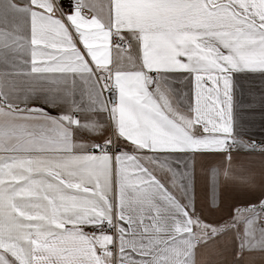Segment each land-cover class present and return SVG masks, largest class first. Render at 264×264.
<instances>
[{
	"label": "snow or ice",
	"instance_id": "1",
	"mask_svg": "<svg viewBox=\"0 0 264 264\" xmlns=\"http://www.w3.org/2000/svg\"><path fill=\"white\" fill-rule=\"evenodd\" d=\"M257 105L264 0H0V264H264Z\"/></svg>",
	"mask_w": 264,
	"mask_h": 264
},
{
	"label": "crops",
	"instance_id": "2",
	"mask_svg": "<svg viewBox=\"0 0 264 264\" xmlns=\"http://www.w3.org/2000/svg\"><path fill=\"white\" fill-rule=\"evenodd\" d=\"M262 110L258 105L254 108L255 114L248 119L250 120V134L257 141L264 140V117ZM210 161H200L195 171L194 190L196 207L201 212L202 217L212 223H223L228 219L229 210L233 205H246L251 197H246L240 193L234 192L231 187L225 188L220 193L223 204L220 207H214L209 211L210 190L209 180L206 172ZM237 164H243L254 170L257 174L264 169V155L257 149L255 152L241 155ZM236 239L234 234H226L223 237H217L215 243L201 252L200 259L202 264H231L234 259L233 253L236 248ZM259 264V258H256Z\"/></svg>",
	"mask_w": 264,
	"mask_h": 264
},
{
	"label": "built area",
	"instance_id": "3",
	"mask_svg": "<svg viewBox=\"0 0 264 264\" xmlns=\"http://www.w3.org/2000/svg\"><path fill=\"white\" fill-rule=\"evenodd\" d=\"M261 141H257V143L259 144Z\"/></svg>",
	"mask_w": 264,
	"mask_h": 264
}]
</instances>
